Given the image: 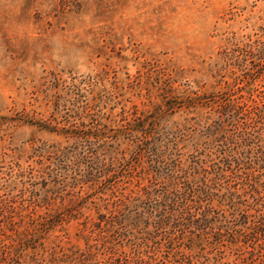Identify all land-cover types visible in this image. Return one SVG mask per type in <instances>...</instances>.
I'll return each mask as SVG.
<instances>
[{"label": "rangeland", "instance_id": "1", "mask_svg": "<svg viewBox=\"0 0 264 264\" xmlns=\"http://www.w3.org/2000/svg\"><path fill=\"white\" fill-rule=\"evenodd\" d=\"M228 104L262 119L232 138ZM92 121L151 130L149 170L129 188L155 179L185 199L160 201L161 220V205L136 209L116 248L92 224L113 209L98 186L133 163L127 135L113 171L73 177L78 150L57 164L75 141L64 130ZM261 197L264 0H0V249L51 214L38 243L89 244L101 264H264Z\"/></svg>", "mask_w": 264, "mask_h": 264}, {"label": "trees", "instance_id": "2", "mask_svg": "<svg viewBox=\"0 0 264 264\" xmlns=\"http://www.w3.org/2000/svg\"><path fill=\"white\" fill-rule=\"evenodd\" d=\"M228 106V112L231 114L230 124L233 126L237 125L236 129H241V133H234L232 138H240L238 134H247L245 133L247 129L256 126L253 120L260 122L262 119L263 111L258 107L249 108L246 105L234 104H228ZM80 125L81 127L74 126L73 128L64 130L66 140L74 139L75 141L68 146V150H66V148L59 149L57 156L58 168L65 171L68 167L66 165L69 152L71 150H78L74 159V167L71 168V175L75 178L79 177L81 179L82 177L91 175L94 171L97 173L113 171V165L115 162L119 161L116 155L122 145V139L125 140L124 134L127 135L126 140L128 142L130 141V149H134L133 163H128L130 167L125 170V178H117V176L112 174L111 178L107 179L106 182L102 181V185L98 186L100 189L96 190L101 194L110 190V196L107 198L100 197V200L113 201V209L108 213H99L97 216L98 220L92 224L93 227L98 228L102 232L110 233L111 241H107L106 236L103 235L101 237L103 243L106 241L111 242L112 247H115L116 244L114 246L113 243L114 239H119L120 236L127 234L129 230L127 226L137 222V218L134 216L132 217L130 214L132 212L134 213L139 207L146 209L148 212L149 207L161 205L162 210L157 213L161 220V217L166 212L167 205L160 201H185L183 195L177 191L175 193L173 191L169 192L166 185L161 184L160 187H158V182L155 181V179L152 181L149 180V183L142 187L141 183L137 182V184L134 185L137 190L129 188L130 184H132L133 187L132 175L140 176L141 174H145L148 169L143 161L146 152L152 151V153H155V145H153V148L147 147L149 146L147 137L150 135L151 130H146L148 134H145L143 137H132L130 130L134 128L131 123H126L116 131H113L112 134H109L106 125H101L98 122L93 123L92 121L87 124L88 126L85 124ZM245 140L246 138L243 141ZM123 152H125V148ZM155 162L157 163L156 168L162 171L165 170L164 161ZM138 168L139 171H137ZM167 171L169 170H165L164 172ZM99 177L100 175H95L93 179H87L85 183L90 181L88 187L93 188L95 184L93 181L98 180ZM170 177L171 175L167 178L169 179ZM150 178L153 179V175H151ZM119 184L126 185L118 188L117 186ZM204 194L207 195L206 193ZM48 199L49 198L46 197L45 201H48ZM149 201L157 202L151 205ZM255 201H264V197ZM52 219L53 217L51 214L46 216L37 215L36 217L28 218V225L26 228L19 231L20 233L22 232V234H20L18 242H11L10 244L4 243L2 245L0 249V259L3 261V264H24V259H27L29 264H101V261L96 259V253L91 249L92 245L86 244V248L84 249L76 245L61 243V240H58L45 249L44 245H42L43 243H38L41 239V234L49 230V224ZM92 231L93 228H90L89 232L92 233ZM30 247L37 248L34 250V256L30 257L31 259H29L27 253H25ZM105 264H108L107 260H105Z\"/></svg>", "mask_w": 264, "mask_h": 264}]
</instances>
